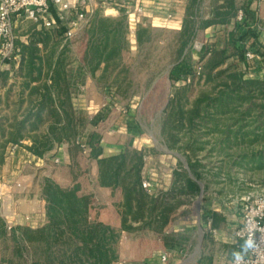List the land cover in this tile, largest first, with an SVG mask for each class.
<instances>
[{
  "label": "trees",
  "instance_id": "obj_1",
  "mask_svg": "<svg viewBox=\"0 0 264 264\" xmlns=\"http://www.w3.org/2000/svg\"><path fill=\"white\" fill-rule=\"evenodd\" d=\"M203 2L189 0L186 6L184 25L177 38L176 64L170 73L172 94L162 124L169 147L184 154L193 176L180 163L169 190L150 191L143 187L146 150L127 147L99 157L102 148L95 146L100 184L123 191V200L112 203L120 216L119 226L100 219L99 212L107 206L98 203L94 193L81 192L79 184L64 187L47 177L43 182L48 218L45 224H16L8 229L0 216V239L6 247L2 264H114L119 259L118 244L123 232L152 230L165 234L171 223L185 213L184 206L200 195L201 182L205 183L207 199L211 187L219 185L224 193L236 183L234 165L264 170V72L260 70L264 67V51L248 60L242 45L234 44L232 49L210 42L197 67L186 49L192 46L198 30L215 23L227 24L239 12L236 0H214L212 19L201 21ZM119 9L123 13L119 17L95 13L84 28L82 62L92 72L127 47V16L122 7ZM53 12L57 16V10ZM30 31L28 43L16 37L21 55L19 67L15 69L13 61L10 69L0 65L2 84L8 85L10 92L14 87L18 90L17 112L23 106L21 98L28 99L20 117L17 112L0 116V163L10 144L22 145L29 154L41 157L56 143L75 142L88 121L76 113L71 100L70 42L58 52L66 25L42 29L32 26ZM150 33L149 27L138 24V43L149 39ZM251 70L255 71L253 76L248 75ZM27 138L32 143L24 145ZM211 263L212 259L205 257L197 264Z\"/></svg>",
  "mask_w": 264,
  "mask_h": 264
},
{
  "label": "crops",
  "instance_id": "obj_2",
  "mask_svg": "<svg viewBox=\"0 0 264 264\" xmlns=\"http://www.w3.org/2000/svg\"><path fill=\"white\" fill-rule=\"evenodd\" d=\"M188 2L189 0L151 1L152 7L150 8L147 4L145 18H142L139 23L151 29L150 38L138 43L136 31L134 33L127 32V47L118 50L115 57L103 61L101 66L94 72L86 68L82 62V53L86 43V31L84 29L80 30L72 39H67L65 36L63 43L58 47V52H60L66 42L69 41L71 44L72 58L68 65L71 100L76 113L78 115L83 114L88 118L76 141L88 151L86 154L88 157L83 156L82 153L77 155L72 152L71 147L75 146L76 142L64 141L56 143L42 157L41 162L50 161V157L53 161V156L59 157L64 167L75 170L73 185L79 184L84 193H94L98 202L101 201L103 205L108 206L113 202L122 201L123 191L119 187H105L100 184L98 159L104 155L121 152L127 147L144 149L148 152L145 156V171L147 175L154 179L155 191L157 192L167 191L173 186L174 170L180 163H184L190 175L193 176L184 154L169 147L162 130L161 121L158 122L157 126L155 125V120L164 119L165 108L162 107L150 113L147 111L145 115L141 106L143 102H151L153 105L155 102H162L165 97L169 96L170 99L171 88H173L170 73L175 67L178 49L176 35L183 28ZM236 4L239 12L241 10L244 12L245 20L240 21L237 15L227 24L215 23L200 28L192 46L186 49V53L189 51L194 61L205 54L210 42H215L218 46L229 45L232 49H234V44L236 46L242 45L246 48V51L251 49L258 56L264 51V0H236ZM211 5V3L208 4L204 0L201 6L204 18H199V20L212 19L210 18ZM243 8H246L247 12ZM206 9L208 11H205ZM109 10L111 15L106 16H119L118 14L121 11L113 7ZM24 21L25 19L16 21V29L22 26ZM30 23L31 26L25 30L24 36H17L26 43L32 37L30 31L32 26H37L38 29L45 28L32 20H30ZM165 33H168L169 36L160 37V34ZM171 34H173V38L170 37ZM243 36L244 41L241 42ZM38 44L43 45L42 42ZM151 45L167 49L170 56L172 49L173 60L168 59V61H165L163 54L154 53ZM50 47L51 45L49 49ZM128 56L131 57L129 61L126 60ZM154 56H157L155 58L156 67H153L152 62ZM137 61L142 64L147 63L150 66L148 72L152 73L143 76L138 75L135 71ZM20 63L21 55L19 60H14L13 67L17 69ZM0 65L4 69H10L12 66L11 64H1V62ZM107 67L112 68V70L106 71ZM260 70L264 72V68ZM162 83H164V87L169 88L166 90L163 99L161 96L163 93L160 92L159 95L157 90L162 86ZM8 89V85L2 84L0 79V107H3L0 109V116H13L18 111L15 107V104L20 101L18 90L16 87L11 92ZM27 95L28 90L25 91L24 97H27ZM21 101L24 102L22 109L17 112L19 117L28 104L27 98H21ZM119 104L121 105L119 106ZM122 104L130 106L129 113L123 110L125 108L122 107ZM95 146L102 148L99 157L93 154ZM28 155L36 158L33 154ZM20 160V153L15 151L10 163H16ZM24 162H27V160ZM59 173L58 170L56 174L50 173L46 176L52 177L63 186L66 179L61 178ZM201 193L196 201L192 200L184 206V209L196 207V212L191 209L190 213H183L178 216L168 227L165 234L152 230L142 231L145 236L139 240L138 244V252L143 253L141 258L151 257L154 253L162 255L165 252L169 254L170 258L171 254L179 252L175 247H172L170 241H174V235L183 229L186 230V228L188 230L189 228H195L202 232L199 247L205 243L207 252L204 255L212 259V264H230L233 260L232 253L243 251V241L236 235V231L242 223L243 201L230 203L220 200L219 202L209 203V198H204L206 195L205 184L202 200H200ZM24 204L28 206L27 212L39 216L35 224L30 223L28 225L38 227L48 221L46 200L41 201L39 195L32 198L26 197ZM39 220L40 222H38ZM193 221L196 224L193 225ZM213 247L216 248V251L210 254L208 250Z\"/></svg>",
  "mask_w": 264,
  "mask_h": 264
},
{
  "label": "rangeland",
  "instance_id": "obj_3",
  "mask_svg": "<svg viewBox=\"0 0 264 264\" xmlns=\"http://www.w3.org/2000/svg\"><path fill=\"white\" fill-rule=\"evenodd\" d=\"M151 1L153 0H150V2L149 0L133 1L134 6L137 4L143 6L144 14L142 15V18H145L147 4L150 8L152 7ZM206 1L208 2V4L210 3L213 4L214 2V0H206ZM110 7L111 5H107V8L106 7L99 8L96 13H99L103 16L111 15L109 10ZM205 11L208 10L206 9ZM122 14H123L122 11H120L118 15L121 16ZM119 16H115V17H119ZM126 21L128 24V32L134 33L137 29V25L131 28L129 24L128 16ZM30 26H31L30 20L25 19L24 24L20 26L18 29H16L15 31L16 37L17 36L23 37L25 30H27ZM164 35L169 36L168 33H165V34H160V37H163ZM176 36L178 38V35ZM170 37L173 38V34H171ZM225 44L227 43L225 42ZM151 48H153L154 53H161V55L163 54L165 61H168V59H171V61L173 60L172 49L170 56L168 55L167 49L159 48L157 47V45H151ZM19 58H20V54L17 60H19ZM130 58H131L130 56L126 57V60L129 61ZM155 58H157V56H154V58H152L153 67H156L157 65L155 62ZM200 58L201 57H199L195 61L197 67L199 65L198 62ZM12 61L14 62V60ZM8 64H10V62H8ZM135 66H136L135 71H137V74L140 76L152 73V72H148L150 66L147 63L142 64L140 61H137ZM263 68L264 67H261V69ZM254 74H255L254 70L248 72L249 76H253ZM167 89L169 88L164 87V83H162V86H160L157 89L159 95L160 92L163 93V95H161L162 99L163 97H165ZM168 99L169 96L165 97V100H163L162 102H155V104L153 103V105L151 104V102L141 103L145 115L147 111H149L148 113H150L153 110L156 109L159 110L162 107L166 108L169 102ZM120 105L121 104H119V106ZM122 107L125 108L123 110H125L126 113H129L130 106L128 104H122ZM2 108L3 107L1 106L0 109ZM159 121H161V123L163 124V119L157 121L155 120L156 126L158 125ZM75 142L77 144L71 147L72 152H74V154L76 153L77 155L79 153H82L83 156L88 157L86 155L88 151H86L81 144L79 145L78 141ZM31 143H32L31 139L27 138L23 140L24 145ZM50 150H48L46 153H48ZM15 151H18V153H20L21 160L17 161L16 163L15 162L10 163L11 158L14 157ZM28 154L29 153L24 146L10 144L5 154L4 162L0 163V216L6 221L8 225V229H10L12 226L16 224H30V223L35 224V221L39 219L38 215L36 216L33 213L27 212L28 206L24 204V199H26V197L32 198L35 195H39L41 201H43V199L46 200L43 195V182L45 178H47L46 175L50 173L56 174L59 170L60 172L59 175L61 176V178L66 179L65 180L66 182L63 183V186L65 187L74 186L72 181L74 179L75 170L64 167L59 157L53 156V161L51 160L52 157H50L49 158L50 161L45 163V161L41 162L43 156L39 157L35 155L36 158H34L33 156H29ZM25 160H27V162H24ZM182 164L183 166H185L184 163ZM232 172L236 179V183H234L231 187H229L228 191L224 193L220 192L219 188L221 187L219 185H215L211 187V189L208 191L209 203H214V201L219 202L220 200L230 203L231 202L238 203L239 201H242L245 196L251 193H256V194L264 193V170H246L241 166L239 167L234 165ZM197 198L198 196L195 197L193 200L196 201ZM98 203L103 204L101 201ZM191 209H185L186 210L185 213H190V211L192 210L193 212H196V207H194L192 210ZM99 216L101 220L110 222L113 225L119 226L120 224V216L118 214L117 208L112 203L108 205L107 208H103V210L99 212ZM38 222H40V220ZM193 222H194L193 225L196 224L195 221ZM201 233H202L201 231L195 228L192 229L189 228V230L186 228V230L183 229L182 231L176 233L174 235V241H170V243L172 244V247H175V249L179 250V252L177 253L174 252L173 254H171L170 258L168 257V259L164 261L162 259V255L161 254L159 255V253H154V255L145 259L141 258L143 256L142 255L143 253L138 252L139 251L138 244L140 242L139 240L143 239V236L145 235L142 234V231H135V232L125 231L122 233L121 239L118 244L119 259L115 261L114 264H197L199 260L204 259L205 257H209L207 255L206 256L204 255V253L207 252L206 250L207 247H205V243L199 247ZM215 251H216L215 247H213L211 250H208L210 254ZM5 253H6L5 243L2 241V239H0V264H2L1 260ZM197 259L199 260L197 261Z\"/></svg>",
  "mask_w": 264,
  "mask_h": 264
},
{
  "label": "built area",
  "instance_id": "obj_4",
  "mask_svg": "<svg viewBox=\"0 0 264 264\" xmlns=\"http://www.w3.org/2000/svg\"><path fill=\"white\" fill-rule=\"evenodd\" d=\"M134 0H0V62L8 64L17 60L20 49L16 47V21L29 19L37 24L51 28L63 23L67 27L66 38L72 39L84 29L99 8L111 5L110 8H123L128 16L130 27L138 25L142 20L144 8L133 5ZM57 10V16L53 10ZM240 21L245 20L241 10L238 14ZM248 60L258 57L253 50L246 51ZM199 74V72H198ZM191 81V77L187 78ZM143 187L155 191L154 179L146 174ZM242 223L236 231L237 237L243 241L251 239L254 247L244 251L242 264H264V193H251L243 198ZM169 257L162 253L165 261ZM230 264H233V260Z\"/></svg>",
  "mask_w": 264,
  "mask_h": 264
},
{
  "label": "clouds",
  "instance_id": "obj_5",
  "mask_svg": "<svg viewBox=\"0 0 264 264\" xmlns=\"http://www.w3.org/2000/svg\"><path fill=\"white\" fill-rule=\"evenodd\" d=\"M243 247H244V251H247L254 247V242L251 239H249L245 241V245ZM232 256H233V264H242L244 260V255L242 252L234 251L232 253Z\"/></svg>",
  "mask_w": 264,
  "mask_h": 264
},
{
  "label": "water",
  "instance_id": "obj_6",
  "mask_svg": "<svg viewBox=\"0 0 264 264\" xmlns=\"http://www.w3.org/2000/svg\"><path fill=\"white\" fill-rule=\"evenodd\" d=\"M201 186H202V193H201V197H200V200H202V197H203V194H204V183H201ZM203 239V236L201 238V241Z\"/></svg>",
  "mask_w": 264,
  "mask_h": 264
}]
</instances>
